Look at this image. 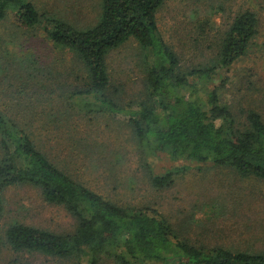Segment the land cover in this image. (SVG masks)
Here are the masks:
<instances>
[{
	"label": "rangeland",
	"instance_id": "obj_1",
	"mask_svg": "<svg viewBox=\"0 0 264 264\" xmlns=\"http://www.w3.org/2000/svg\"><path fill=\"white\" fill-rule=\"evenodd\" d=\"M30 1L80 29L92 26L100 12V0ZM245 10L256 14L257 35L229 67L216 66L210 84L218 87L220 102L238 129L248 126L250 111L264 121V0H167L157 14L162 36L176 52L181 70L188 71L216 64L224 32ZM45 27L20 26L13 9L0 21V109L26 113L20 123L39 149L104 198L120 206L156 210L173 235L191 245L264 250V179L243 176L229 166L155 152L139 143L123 120L65 112L58 95L80 84L84 73L69 50L48 39ZM144 53L132 38L108 53V96L120 103L146 99ZM32 112L42 115L33 118ZM166 173L172 174L170 185L152 184L151 175ZM13 221L57 233L76 227L64 207L46 202L40 189L26 184L3 192V238ZM79 263L88 264V258L61 259L6 245L0 253V264ZM98 264L117 263L103 254Z\"/></svg>",
	"mask_w": 264,
	"mask_h": 264
},
{
	"label": "trees",
	"instance_id": "obj_2",
	"mask_svg": "<svg viewBox=\"0 0 264 264\" xmlns=\"http://www.w3.org/2000/svg\"><path fill=\"white\" fill-rule=\"evenodd\" d=\"M166 1L100 0L94 24L80 29L59 15L40 11L30 0H0V21L13 9L22 27L32 29L46 23L48 39L69 50L82 65L80 84L58 95L65 112L123 120L133 137L155 152L229 166L243 176L264 179V121L260 114L250 111L248 126L233 127L232 113L220 102L218 87H210L216 66L229 67L257 35L256 14L245 10L235 15L223 34L214 66L182 71L157 21ZM131 38L145 52L146 99L120 103L107 93L111 85L106 57ZM7 111L0 109V219L3 192L26 184L40 189L46 202L64 207L76 219V227L57 233L13 221L5 237L0 235V253L6 245L14 251L61 259L86 257L88 264H98L103 254L117 264H264V250L194 246L176 238L169 222L156 210L120 206L104 198L39 149L20 123L26 113ZM37 114L42 115L32 112L30 116ZM150 178L157 187L172 183L171 173Z\"/></svg>",
	"mask_w": 264,
	"mask_h": 264
}]
</instances>
